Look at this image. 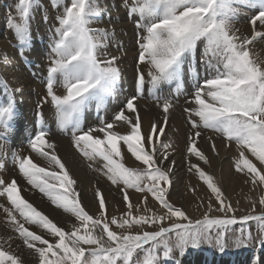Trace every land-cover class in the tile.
Instances as JSON below:
<instances>
[{"label": "snow or ice", "instance_id": "1", "mask_svg": "<svg viewBox=\"0 0 264 264\" xmlns=\"http://www.w3.org/2000/svg\"><path fill=\"white\" fill-rule=\"evenodd\" d=\"M37 6V0H17L15 15H8V26L21 46V55L30 43V19ZM126 7L130 16L138 17L137 28L142 30L138 62L149 65L147 75L154 90L175 82L180 91L186 75L198 77L195 66L186 67L187 57L198 43H204L200 63L210 75L197 82L189 101L193 106L184 111L189 125L188 171L206 185L209 195L199 197L193 186L189 191L205 211L193 220L170 200L176 161L169 160L172 142L161 137L174 107L172 100L161 103L156 97L164 112L163 122L152 123L148 132L142 131L136 95L127 99L112 122L82 127L85 109L93 102L97 109L104 105L121 70L116 56L101 58L108 32L92 27L101 15L98 0H67L57 16L48 54L46 94L38 108L43 104L53 107L58 128L71 133L73 149L89 168L102 162V167L94 170L120 189L126 210L120 216L110 215L106 198L96 186L97 212L90 214L77 179L59 155L43 112L38 111L37 130L27 141L29 154L11 151V156L26 185L38 190L73 222L68 229L59 225L22 195V185L15 176L0 178V197L6 200V204L0 203V210L14 233L0 238V264H25L12 249L15 239L34 254L37 264H167L176 251L183 256L189 248L211 242L214 229L220 230L216 243L221 251L227 246L224 233L231 225L258 221L264 231V194L251 201L248 214L237 216L239 209L228 199L221 183L201 166L200 162L208 165L210 160L199 147L203 130L218 134L225 148L234 144L238 152L234 171L243 175L253 190L264 189V66L250 52L254 41L264 40V0H132ZM242 8L257 9L250 19L252 31L248 36L240 35L233 26ZM136 84L137 91L142 92L143 72L138 71ZM57 85L63 88L62 94L57 93ZM15 117V101L9 98L0 104V154L5 156L4 145ZM118 124L126 131L117 130ZM207 139L211 152L218 156L216 141L212 136ZM122 146L139 162L137 166L125 164ZM32 154L46 161V166L36 162ZM129 189L141 194L140 199L133 202ZM149 198L158 207H149ZM252 239L251 233L242 231L234 244L246 247ZM260 242L264 246V239Z\"/></svg>", "mask_w": 264, "mask_h": 264}, {"label": "bare ground", "instance_id": "2", "mask_svg": "<svg viewBox=\"0 0 264 264\" xmlns=\"http://www.w3.org/2000/svg\"><path fill=\"white\" fill-rule=\"evenodd\" d=\"M115 9L120 8L117 7ZM8 14V6L5 7V4L0 1V104L5 103L9 98H12L14 99L16 105V117L13 131L9 135L8 143L4 145V152L7 153V155L5 156L0 154V164L3 165V167L0 168V178L9 180L13 176H15L18 182L22 185V195H24L25 198L33 203L34 206H36L38 209L49 215V217L59 225H62L66 229H68L69 224L73 222L67 214L62 212V210L56 209L54 206H52L47 198L44 197L38 190L31 189V186L26 185V183L19 177L18 168L11 156V151H18L25 155L29 154L30 150L28 149L27 141L37 130V112L42 111L45 117L46 125L51 132V139L55 140L57 143L59 155L63 158L67 167L71 170L72 175L78 181L77 187L81 192V199L83 204L86 206V209H89L92 213L97 212V203L94 199V189L96 186H99L106 198L109 214H122L126 209L120 189L111 185V183L106 179L105 176L101 174L100 171L94 170L95 168H101L102 162L98 161L94 168H89L88 162L82 159L80 155L73 149L71 145V133L62 132L58 128L55 121L53 107L50 104H43L42 107L38 108V105L46 94V87L44 88V86L47 76L48 54L50 52V45L54 36V26L52 27L51 21L48 20H38L37 22L34 21V23L32 24L33 27L30 28V43L28 47L24 49L23 55H21V46L15 36L14 31L10 29L7 24L6 17L8 18ZM246 15L247 12H245L243 16L245 17ZM107 19L108 17L104 20V24H114L111 21V18L109 20ZM122 23L123 26L122 28H120V30L124 29L123 35L125 36L126 34L130 36V33L132 31L131 26L126 23V21L125 23ZM115 24L116 26L118 24L120 25V23L118 22ZM235 26L241 33H251V24L249 21H239L235 24ZM240 27H246V29L243 30ZM136 36L138 35L134 32L133 38L125 43V48H122L123 50L121 48H117L116 50L114 48H111V51L109 49L106 50L105 48V50L101 49L102 59H106L111 56H116L118 58L117 63L121 70V76L116 84L113 93L105 99V103L100 109H97L94 102L85 109L81 118L83 128L87 129L89 127H100L102 121L112 122L115 114L124 107L127 99L131 98L135 93L133 81L135 79L134 70L136 67L133 63L136 62L135 60L137 59V57H135L136 52L135 47L133 49L134 44L132 43L134 42L132 41H134ZM260 44H262L264 48V41H262V43ZM40 46L41 48H39ZM131 64L133 65V67L129 68V66L131 67ZM140 66L144 71L148 69H146L145 64H141ZM201 69L200 73H203V70ZM184 83H186V85H191V80L188 81V78H186L183 80V84ZM163 85L158 89H151L152 91H154V94H156V96H153L154 98L152 99H155L159 95V93L162 95V100H160L161 103L163 102L166 94L168 98V87L171 86L169 85V83H167L165 86ZM57 86L58 90L61 91V86ZM172 89L173 88H171L170 90V94L172 93ZM157 90L159 91V93L157 92ZM59 91L57 93H59ZM149 95L151 97L153 93H151L150 91ZM181 96L184 98V94H182ZM158 97L161 96L159 95ZM149 98L145 101L139 100L140 106L138 107L139 109H141V112H139V114L142 121L143 132H148L152 123H162L164 117V112H162L161 107L157 105V101L153 100L155 101L153 102L151 101L152 99L149 100ZM185 98V105L181 103H179L180 105H178L177 102V104L174 105L172 109H170L168 122L165 127V134L161 137V139L164 140V142H172L173 149L170 150L171 155L169 157V160L176 161L173 170V187H171L170 190V200L176 206L183 207L187 211V213L196 217L200 216L199 213L204 212L205 209L202 207H198V200L189 191V186L196 187L198 189L197 195L204 199L207 198L208 190H205L204 185L194 172L188 171L189 165L185 161L186 156L184 157L185 160L183 159V156L186 153H183V151H186V138L189 132L187 115L184 112V109L191 108L193 106L190 102L188 105L186 104V102L191 100L192 97L190 99H188L187 97ZM117 130L121 131L122 133L126 131V129L119 124L117 126ZM203 133L204 136L199 141L203 144V148H206L207 146L205 145H208L204 140L205 137L212 136L214 139H216V137L218 136V146L220 147L221 151L220 157H214L213 153V156L210 155V168L216 171L218 173V176L223 180L227 193H229V195H232V197L237 192L252 194V186L244 182L245 177H241L240 175L234 173L235 171L231 163V156L232 154H234L233 151L231 149L225 148L224 142L222 138L219 137V135L205 130H203ZM205 150L207 151V149ZM122 153L124 156L125 164L131 167H135L139 164V162L135 161L130 153H127L126 146H122ZM208 153H210L209 150ZM32 155L35 161L40 163L41 166H46V161L35 156V154ZM167 163L168 162H165V164ZM128 191L133 202H136L140 199L141 194L133 192L130 189ZM37 193H40V195L38 194V197L36 196ZM0 203L6 204L5 198L0 197ZM150 205L151 207L157 206L155 205V202L149 198L148 206ZM10 235H14V233H12L11 229L8 227L5 216L2 210H0V238H6ZM11 246L13 251L21 256L25 264H37V260L34 254L30 253V251L22 244L19 239H15L12 242ZM210 258L211 257L209 256H197L190 258L188 256H184L181 259L180 264H245L249 261L254 260L258 261L257 264H264L262 259L260 260L259 258L251 257L249 255H245L239 259L233 258V260H229L224 257Z\"/></svg>", "mask_w": 264, "mask_h": 264}, {"label": "rangeland", "instance_id": "3", "mask_svg": "<svg viewBox=\"0 0 264 264\" xmlns=\"http://www.w3.org/2000/svg\"><path fill=\"white\" fill-rule=\"evenodd\" d=\"M0 1L5 4V7L8 6L9 14L11 12L12 15H15V4H16L17 0H15V1L14 0H0ZM66 2H67V0H37L38 6L35 7L34 10H33L32 17L30 19V28L33 27L32 24L34 23V21L37 22L38 20H40V21L41 20L42 21L43 20H48V21H51L52 27L54 26V29H55V27L58 26V21H57V17L56 16H58V15H60L62 13L63 7L65 6ZM98 2H99V6L101 8V15L99 16V18H97L98 20L96 19L93 22L92 27L95 28V29H106L109 35L113 34L111 36H109V35L107 36V38L105 40V47H103L102 49H104V48L106 50L107 49L110 50L111 48H114L115 50L117 48H121V49L123 48L124 49L125 48V43L128 40H130L131 38H133L134 32H135V34L138 35V36H136V38L134 39V41H132L134 43L131 42L132 44H134L133 45V49L135 47V52H136L135 57H137V59L135 60L136 62L134 61L135 63H133V64H135V67H136L135 70H134V78L135 79L133 81V83H134V92L135 93L133 94V96L136 95L138 97V99L136 100V103L138 102L137 103V107H138V106H140L139 105V100H144L145 101V100H147L150 97V95H149V92L150 91H151V93H153V95H151V97L149 98V100H151L152 98H154L156 96V94H154V91H152L153 89L151 87V84L149 83V78H148V75H147L148 71L150 70L149 65L146 64V63H144L145 66H146V69L148 68L147 70L144 71L143 68L140 66L141 63H139L137 61L138 60V55H139L138 40H139L140 35L142 34V30L137 28V20H138V17L135 16V15L130 16L129 15V12H128V7H126V4L127 5H130L132 3V0H120V1L119 0H115V1L114 0H98ZM107 3H108L109 6L107 5ZM109 7H111V8H109ZM117 7H119L120 9H115ZM256 11H257V9H254V8H242L241 9V12L242 13H240V15L234 21V25H233L234 28L237 29V27L235 26V24L237 22H239V21L245 20V21H249L250 22L251 17L256 13ZM245 12H247V15L244 17L243 15H244ZM53 17H54V19H53ZM107 17H108L107 20H109L111 18V21L114 24L118 22V23H120V25L118 24L116 26V24L115 25L114 24L108 25L106 23L104 24V20ZM6 19L8 21V18L7 17H6ZM125 21L132 28L131 29L132 31L130 33V36L129 35H126V34L124 36L123 35V30L124 29L120 30V28H122V26H123V23L122 22L125 23ZM7 24H8V22H7ZM113 25H114V27H113ZM240 28L243 29V30L246 29V27H240ZM250 30L252 31V28H250ZM257 30H261V29L258 28ZM239 34L240 35H244V36H248L251 33L244 34V33H241L239 31ZM262 41H264V40L257 39L256 41H254L253 44L250 46V52H251L253 58L257 59L262 64V66H263V64H264V52H263L264 50L263 49L264 48H263L262 44H260V43H262ZM258 42H260V43H258ZM41 46L39 48H41ZM203 49H204V43L203 42H200V43H198L197 49L195 50V52L193 54H191L189 57H187V61L189 63H186V67L187 66H195L196 69H197V71H198V73H199V76L198 77L197 76H194L192 74H188V75L185 76L184 79L188 78V81L191 80V85L190 84H187L186 85V83H184L183 84V89H181L180 91H178L175 82L169 83V85H171L170 87L173 88L172 89V93L170 94L171 88L168 87V98H167V94H166V96L164 97V99H170V100H172L173 105H176L177 102H178V105H180L179 103L185 105L184 104V100H186L185 97H187L188 99H190L192 97V93H193V91L195 89L194 87L196 86V83L197 82H202L206 77H208L210 75L209 73H207L205 71V66L202 63H200ZM106 52H108V51H106ZM132 67H133V65L131 64V67L129 66V68H132ZM200 69L203 70V73H200ZM138 71L143 72L144 75H145V84L143 86L142 92H138L137 91L136 80H137V73H138ZM166 84L167 83H165L163 86H165ZM44 88H45V86H44ZM60 90L61 91L58 90V86H57V92L59 91L58 94H61L64 91L62 87H60ZM157 92L159 93L158 90H157ZM182 94H184V98L181 96ZM159 95L161 96L160 98H162V95L160 93H159ZM153 100L157 101L156 98L155 99H152L151 101H153ZM160 100H162V99H160ZM155 101H153V102H155ZM189 101H191V100H189ZM189 101L186 102L187 105L189 104ZM138 109H139V107H138ZM161 110H162V107H161ZM139 112H141V109H139ZM162 112H163V110H162ZM186 115H187V113H186ZM205 131L211 132L210 130H205ZM207 137H205V139H204L205 142L208 144V145H205V146H207L206 148L204 147L205 149H207V151L203 148V144L200 143V142H199V147L204 152L206 151L205 154L209 157V160H210L211 159V156L210 155H212L213 152H211L210 142L207 141L208 140ZM214 140L216 141L217 147L219 148V155L217 156L214 153H213V155H214V157L219 158L221 151H220V147L218 146L219 145L218 136ZM228 149H231L233 151V153H234L231 156V163H232V166L234 168L233 162L236 159V157H238V152H237L236 146L234 144L231 147H229ZM208 150L210 151V153H208ZM185 152L186 151H183V153H185ZM184 157L186 158V160H185ZM183 159L188 164L187 153L184 154ZM190 159L192 160V162H197L195 157H191ZM202 163H201V166L209 174H211L214 177H216L217 181H219L221 183V186H222L223 190L225 191L226 189H225L224 182L218 176V173L216 171H214L212 168H210V164L204 165ZM127 166H129V165H127ZM234 173H236V172H234ZM236 174H238V173H236ZM238 175H240L241 177L243 176L241 174H238ZM202 184H203V182H202ZM171 187H173V184H172ZM204 187H205V190L207 191L206 185H204ZM131 191H133V190H131ZM133 192H135V191H133ZM225 193H226L228 199L231 200L233 206L234 207H237L239 209V211H237L236 215L237 216H241V215L248 214V212L251 209V201H253V200L258 201L259 196L262 195V194H264V189L256 188L255 190H253L252 194H247V193L245 194V193H241L240 192L241 193V195H240V193L237 192L233 197H232V195H229V193H227V190H226ZM38 194L40 195V193H37L36 194L37 197H38ZM208 195H209V191H207V196ZM149 207H151V205ZM152 207H154V206H152ZM155 207H157V206H155ZM87 210L90 212L89 209H87ZM259 211H260V208H259V205L257 203V213ZM90 214H93V213L90 212ZM187 214L193 220H195V219H199L202 216L203 212L199 213L200 216H196V217L190 215L189 213H187ZM212 214L213 215H220L219 213H214V212ZM115 215L120 216L121 214H115ZM135 230H139V229H135ZM218 231H220V230H218V229H214L213 230V239H212L211 242H205L199 248H189L184 253L183 256H181L179 254V252L176 251L173 254V258L170 259L169 261H167V264H180L181 259L184 256H188L189 258L190 257H197V256H205V257L209 256L211 258H213V257H219V258L224 257V258H227L229 260H233V258L239 259V258H241V257H243L245 255H249L251 257L259 258L260 260L262 259V261L264 262V246H262V244L260 242L261 239H264V231L261 230V226H260V224H259L258 221H249L246 224H240V223H238V224L229 226L228 229H227V231L224 233V239H225V243H226L227 246L225 247V249L223 251L220 250L219 246L216 243V234H217ZM242 231L245 234L251 233V236L253 237V239L248 244V246L237 248L235 246V244H234V241L241 234ZM257 262H258L257 260H254V261H249V262H247L245 264H257Z\"/></svg>", "mask_w": 264, "mask_h": 264}]
</instances>
